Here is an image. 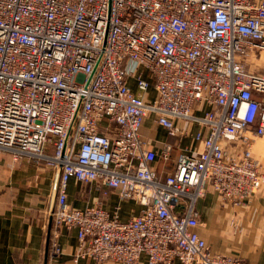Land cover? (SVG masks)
<instances>
[{"label": "built area", "instance_id": "1", "mask_svg": "<svg viewBox=\"0 0 264 264\" xmlns=\"http://www.w3.org/2000/svg\"><path fill=\"white\" fill-rule=\"evenodd\" d=\"M262 50L264 0H0V156L56 172L51 254L65 229L75 261L244 264L209 247L197 202L213 190L242 205L264 187L251 152L264 67H249ZM148 119L179 141L154 149ZM191 134L201 150L181 145ZM72 180L99 198L76 207ZM125 202L139 207L126 219Z\"/></svg>", "mask_w": 264, "mask_h": 264}, {"label": "crops", "instance_id": "2", "mask_svg": "<svg viewBox=\"0 0 264 264\" xmlns=\"http://www.w3.org/2000/svg\"><path fill=\"white\" fill-rule=\"evenodd\" d=\"M249 67L256 71L264 67L263 50L249 59ZM130 84L138 93L134 79H130ZM154 93V90H150L149 94ZM257 98L263 100L262 95H257ZM189 128L190 133H194L200 126L190 125ZM143 133L152 138L151 146L157 150L166 141H179L150 119L145 122ZM254 139L255 159L260 160L264 171V136ZM181 145L193 150L202 149V143L195 141L192 134L184 137ZM243 148L244 143L237 141L231 153ZM156 166L161 175L173 171L172 162L164 163L158 159ZM55 179L54 170L37 166L32 160L24 158L15 161L10 152L0 156V264H96L90 258L74 260L73 253L77 247L75 231L63 229L60 238L63 253L55 256L51 254L47 226ZM78 189V183L72 180L69 200L76 207L83 208L99 198L97 192L90 190L83 199ZM115 202V197L104 201L109 209ZM122 204L124 219L131 208L139 209L132 202ZM197 207L204 223L200 234L214 252L241 257L247 264H264V187L242 205L224 202L218 193L209 190L205 197L198 200ZM139 264L148 262L144 259ZM173 264L180 263L176 261Z\"/></svg>", "mask_w": 264, "mask_h": 264}, {"label": "rangeland", "instance_id": "3", "mask_svg": "<svg viewBox=\"0 0 264 264\" xmlns=\"http://www.w3.org/2000/svg\"><path fill=\"white\" fill-rule=\"evenodd\" d=\"M255 142H256L255 139H252V145H253V146H252L251 152H253L254 149H255V145H256ZM241 151H242V150H241ZM241 151H238V152H236V153H239V152H241ZM233 154H234V153H233ZM252 155H253L254 158H256L254 152L252 153ZM256 160H257V159H256ZM258 160H259V159H258ZM258 160H257V161H258ZM258 162H259V166L261 167L262 172L264 173V171H263V169H262V165H261V163H260V160H259ZM219 253H220V252H219ZM224 254H225V253H224ZM74 255H75V253H73V258L75 257ZM228 255H230V254H228ZM231 256H234V255H231ZM234 257H237V256H234ZM237 258L241 259V260L243 261L244 264H247L246 261H245L243 258H241V257H237ZM95 263H96V262H95ZM96 264H97V263H96Z\"/></svg>", "mask_w": 264, "mask_h": 264}]
</instances>
